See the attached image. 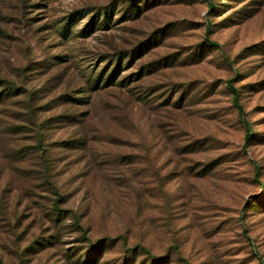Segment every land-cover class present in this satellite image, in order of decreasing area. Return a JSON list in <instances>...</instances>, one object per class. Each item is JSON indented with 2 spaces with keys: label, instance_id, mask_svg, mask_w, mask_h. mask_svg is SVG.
<instances>
[{
  "label": "rangeland",
  "instance_id": "374dc122",
  "mask_svg": "<svg viewBox=\"0 0 264 264\" xmlns=\"http://www.w3.org/2000/svg\"><path fill=\"white\" fill-rule=\"evenodd\" d=\"M107 240L264 264V0H0V264Z\"/></svg>",
  "mask_w": 264,
  "mask_h": 264
},
{
  "label": "trees",
  "instance_id": "16d2710c",
  "mask_svg": "<svg viewBox=\"0 0 264 264\" xmlns=\"http://www.w3.org/2000/svg\"><path fill=\"white\" fill-rule=\"evenodd\" d=\"M229 90L231 91V93L233 95L234 103L236 104V107L238 109V112L240 114H242L241 107L239 105H237V98H238V92H237V90H235L231 86L229 87ZM84 93L86 94V96L88 98L89 97V92L88 91H85ZM79 102H83V101H79ZM253 138H254L253 135L249 131V132L246 133L245 142L246 141L249 142V141L253 140ZM53 212L55 213V216L56 217H60L61 216L60 214H61L62 211L59 210V209H53ZM72 219L77 224V220H76V217L74 215H72ZM45 243L48 244L46 241L40 240V242L36 243L35 245H31V246L25 248L24 251H25V253L26 252L27 253H35V252L41 251V249L44 247L43 245H45ZM111 243H112L111 241L107 240L105 242L97 241L96 243L90 245L86 249L87 251L85 252V255H84V260H85L84 261V264H89L88 262L90 261L91 258H93L95 256L96 257L99 256L103 252L105 246H110Z\"/></svg>",
  "mask_w": 264,
  "mask_h": 264
}]
</instances>
